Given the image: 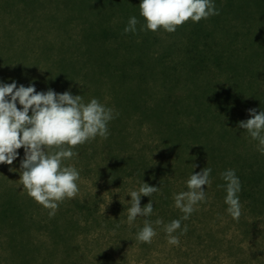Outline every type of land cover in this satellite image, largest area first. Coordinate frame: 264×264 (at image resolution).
Wrapping results in <instances>:
<instances>
[{
  "label": "trees",
  "instance_id": "trees-1",
  "mask_svg": "<svg viewBox=\"0 0 264 264\" xmlns=\"http://www.w3.org/2000/svg\"><path fill=\"white\" fill-rule=\"evenodd\" d=\"M97 2L100 4L101 0H0V82L10 84L15 81L18 87L34 85L38 92L52 89L57 93L70 91L73 95L82 96V93H86L100 96L102 94L101 86L98 85L99 78L105 83V78L115 76L117 79L121 78L122 81L129 82L122 83V87L149 91V81L145 82L146 80L143 79L144 72L148 73L145 63L133 61L121 68L115 66L111 69V64L105 59L107 53L102 58L100 66L91 62L94 46L85 48L84 45L90 37L96 38L98 46H104V51L109 43L114 42L124 48L121 43L124 37L117 31L113 32L106 27L94 31L88 27L91 22L83 16L90 14L91 8L95 7ZM110 2L111 0H103L102 3V9L109 19L114 15L107 9ZM263 2L264 0H256V6L260 3L264 9ZM63 11L68 14L63 15ZM58 14L66 16L62 23L67 30L68 38L71 30L74 32L70 43L67 38L64 41L68 44L63 43L55 48L46 39L43 30L42 36L45 39L35 31L38 27L33 23H42L45 29L51 32L54 29L53 25L57 20L59 21ZM262 24H264L263 18H255L257 28L252 27L251 32L249 28L247 33L244 32L245 37L255 38L253 41L261 42L259 37L264 33ZM197 26H199L198 30L193 31L191 37L185 34L177 37L178 43H175L179 45L177 49L167 50L160 43V37H156L146 46L144 55L148 59L153 58L158 66L166 68L165 70L175 77L186 74L191 78L199 77V80L203 81L202 77L209 75L211 78L208 81L211 85L208 87H212L213 92L219 90V84L222 83L226 87L231 81V70L225 62L237 49L244 52L245 57H254L259 63L257 69H263L264 48L260 47L252 51L247 43L234 39L229 46L233 53L229 55L227 50L224 53L217 50L224 44L225 38L222 35L216 34L215 31L207 28L208 26L199 24ZM232 27V31H236L235 26ZM39 40L45 43L47 53L45 60L40 63L41 70L37 73V68H33L34 63L29 62V56L34 52L36 42ZM68 47L72 55L62 53L63 49ZM219 53L223 54L219 55ZM73 63L74 67H71ZM37 75H43V78ZM251 81L245 84L248 86ZM91 86L95 89L93 90ZM164 88L165 83L158 84L159 94ZM164 99H170V94ZM171 104L175 106L176 101H171ZM118 105L119 108H123ZM17 107L22 109L18 102ZM114 143L124 145V148L117 151L115 148L112 150L110 143H103L104 145L101 146L99 140L86 141L72 149L77 155L62 161L61 165L78 170L77 185L85 175L96 174V178H93L94 185L99 187V190L103 187L105 193L112 194V212L104 215V221H101L96 211L104 196L102 191H98L92 198L90 196L81 198L79 195L74 198L66 197L63 202H57L58 210L55 216L50 217L51 210L29 197L27 190L16 176L12 182L13 165H0V248L5 250L4 256H0L2 258L0 264H78L86 256L82 255V244L78 241L79 232L103 224L104 227L109 225L120 229L127 227L129 224L125 222L128 217V208L125 206L129 197L127 194L132 187L140 188L143 182L153 187H160V191L151 197L141 196L142 207L152 201L153 213L148 217L137 216L136 222L139 225H133L131 229L125 228L127 232L123 234L122 242L131 236L132 231H141L145 220L150 221L156 231L155 221L162 217L171 221L181 220L180 231L186 225L189 232H195L196 228L192 226L198 212L197 208L195 207L196 210L187 220H182L184 214L173 204L174 194L182 189L188 190L187 181L191 174L199 173L205 167L212 169L211 184L203 186L206 201L200 202V209L203 211L206 203H209L213 212H224L228 208L225 203L226 185L221 173L232 169L241 182L238 196L242 205V215L239 220L247 226L248 235L264 230L259 228V217L264 215V154L258 151V141L235 143L192 141L172 144L160 139L143 142L137 146L133 143ZM63 147L70 146L63 145ZM181 179H185L183 184H180ZM128 185L130 189L127 188ZM118 187L123 190L115 194L113 191ZM209 188L211 190L207 192ZM155 213L159 218L155 217ZM197 242L202 240L198 239ZM93 258L99 260L101 264L107 263L108 260H113L114 264L120 261L107 252L95 254ZM88 264L96 263L90 260Z\"/></svg>",
  "mask_w": 264,
  "mask_h": 264
},
{
  "label": "rangeland",
  "instance_id": "rangeland-1",
  "mask_svg": "<svg viewBox=\"0 0 264 264\" xmlns=\"http://www.w3.org/2000/svg\"><path fill=\"white\" fill-rule=\"evenodd\" d=\"M141 2L142 0H111L107 9L114 15L110 20L105 15L104 9H102L103 0H101L100 4L97 2V5L91 8L90 14L83 16L84 19L91 22L88 27L94 31H100L106 27L113 32L117 31L119 35L122 34L124 37L121 43L126 49L114 42L109 43L105 51L104 46H98L96 38L86 39L85 48L94 46L92 48L94 54L91 56L92 63L100 66L106 53L105 59L111 64V69L115 66L121 68L133 61H141V64L145 63L148 69V73L144 72L145 77L143 79L146 80L145 82L149 81V91L143 92L141 88L122 87V83L129 82L122 81L121 78L117 79L115 76L105 78V83L99 78L98 85L101 86L102 95L82 93L84 103L87 104L91 99L96 98L107 108L113 109V115L115 116L107 125L110 133L107 139L97 135L95 139L89 141L99 140L101 146L110 143L112 150L115 148L117 151L124 148V145L120 146L114 142L133 143L137 146L143 142L158 141L160 139L172 144L192 141L202 143L211 141L229 143L255 141L244 129L239 128V122L251 118L248 112L249 109H256L257 114L264 111V62L263 69H257L259 63L254 60V57H245L246 54L239 49L233 53L229 46L232 40L238 39L241 43H247L252 51L260 47L264 48V33L259 37L261 42L253 41L255 38H246L244 35V32L247 33L249 28H251L250 32L252 27L257 28L255 18L261 17L264 20V9L261 4L259 3L256 6V0H213L216 8L220 11L219 15L202 19L199 22L189 20L178 26L174 33H169L162 27L155 32L141 30L142 28L146 29L147 23L140 14L139 5ZM66 14L68 13L63 11V15ZM133 16L139 22L136 26L137 31L125 34L124 29ZM65 17L58 14L59 21L57 20L55 25L51 21L54 26L51 32L45 29L46 27L42 23L37 24V22H34V26L38 27L35 28V31L42 36L43 30L46 39L55 48L63 43L68 44L67 41H64L68 38L67 30L62 23ZM198 24L208 26L207 28L225 38L224 44L218 47L217 50H221L223 53L227 50L229 55L233 53L229 60L225 62V65H228L231 70V81L226 84L227 86L225 85L226 87L222 83L219 84L220 88L214 91L215 93L212 91V87H208L211 85L208 81L211 78L209 75L203 76V81L199 80V77L195 78L194 76V78H191L186 74L175 77L166 71V68L158 66L153 58L148 59L144 55L146 46L156 37H160V43L167 50L177 49L179 47L175 44L178 43L177 37L183 36V34L191 37V33L198 30ZM232 26H235L236 31H232ZM262 28H264V24H262ZM73 32L74 30H71V35L68 38L69 43L72 40ZM42 37L45 39L44 36ZM36 43L34 52L29 56V62L34 63L33 68H37L38 73L42 67V65L40 66L41 61L45 60L47 47L41 40ZM214 49L216 50V46H214ZM62 53L72 55L70 47L63 49ZM223 53H219V55ZM71 67H74V63ZM162 70L165 71L162 72ZM252 71L257 73L255 74ZM43 72L45 71L43 70ZM37 76L40 77L41 75ZM95 81L93 76V82ZM249 81L251 82L247 86L245 83ZM163 83H165V88L161 90L160 95L157 86ZM169 94L170 99H164ZM174 100L176 101L175 106L171 104V101ZM118 104L123 108H119ZM29 115H31V111ZM18 153L19 156L14 160L13 168H11L15 169V171L12 170V182H14V176L17 180H20V163L24 158V149L21 148ZM82 178L78 183L79 191L77 195L81 198L84 196L92 198L98 191H102L104 196L96 211L101 221H104V215H109L112 212V194L105 193V189L101 187L102 184L99 185L102 188L100 190L99 187L94 185L93 181L95 179L93 178H96V174H93V176L85 175ZM183 180L185 181V179H181L180 184L184 183ZM127 188L130 189V185ZM122 190L118 187L113 192L117 194ZM210 190L209 188L207 192ZM131 191H139L138 186L132 187ZM183 191L188 190L182 189L177 193ZM130 192L127 194L129 196L125 205L127 208L130 207L129 202L132 199L129 195ZM173 204L175 207V201H173ZM195 207L198 212L193 219L194 226L192 228H196V231L189 232L187 230L185 234L181 235L182 231L178 229L173 233V235L179 237V245L168 243L164 225L171 223V220L168 218V221L164 217L160 218L163 224L155 225L156 235L151 243L140 242L137 239L139 232L133 231L131 236L122 242V236L127 232V229H131L133 225H139L136 219L132 224L125 227L127 229L124 227L120 229L112 225L104 227L105 224H103L89 230L80 231L78 241L82 244V255L86 256L78 264H88L90 260L96 264H101L99 260L96 261L93 257L95 254L98 255L103 252H107L116 260H120L118 264H264V230L248 235L246 232L247 226L240 220H234L228 213L227 208L224 212H213L209 203H206L203 211L200 209V203ZM156 215L158 214L155 213V217L159 218ZM247 219L250 220V218ZM125 222L128 223L127 219H125ZM259 228H264V215L259 217ZM198 239L202 242H197ZM144 243L147 245H144ZM4 254L5 250L0 248V256H4ZM100 260L104 262V260ZM106 262L105 264H114L113 260Z\"/></svg>",
  "mask_w": 264,
  "mask_h": 264
},
{
  "label": "clouds",
  "instance_id": "clouds-1",
  "mask_svg": "<svg viewBox=\"0 0 264 264\" xmlns=\"http://www.w3.org/2000/svg\"><path fill=\"white\" fill-rule=\"evenodd\" d=\"M139 8L147 22L146 29L141 30L153 32L162 27L174 33L178 26L189 20L199 22L220 14L213 0H142ZM138 23L135 16L131 17L124 33H135ZM17 102L22 109L17 107ZM113 111L96 98L86 104L81 95H73L70 91L57 93L49 89L38 92L34 85L18 87L15 81L10 84L0 82V165H12L19 156L17 150L23 148L19 181L28 196L50 209L49 216L53 217L58 210L57 202H63L66 197L74 198L79 191L78 170L62 167V161L76 156L72 149L95 139L97 135L107 139L110 134L107 125L115 118ZM248 112L251 118L240 121L239 128L244 129L252 140L258 141V151L264 154V111L257 114L256 109H249ZM211 171V168L205 167L199 173L191 174L187 181L188 191L174 194L175 207L184 214L182 220L189 218L198 203L206 201L203 186L211 184ZM221 176L226 185L227 211L234 220H239L242 215L238 196L241 182L232 169L221 173ZM159 191L160 187L143 182L139 191L129 193L132 198L127 210L129 224L137 216L152 215V201L141 207V196L151 197ZM155 223L161 225L163 221L157 219ZM178 229H181L179 219L164 225L169 244L179 245V237L173 235ZM186 232L185 225L181 235ZM155 235L151 222L145 220L137 239L151 243Z\"/></svg>",
  "mask_w": 264,
  "mask_h": 264
}]
</instances>
